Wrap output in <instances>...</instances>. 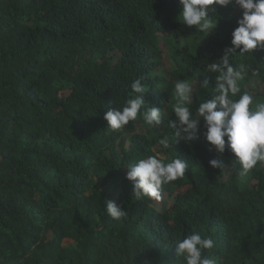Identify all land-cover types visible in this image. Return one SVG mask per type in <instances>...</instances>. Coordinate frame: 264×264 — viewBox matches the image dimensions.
Wrapping results in <instances>:
<instances>
[{"label": "trees", "instance_id": "1", "mask_svg": "<svg viewBox=\"0 0 264 264\" xmlns=\"http://www.w3.org/2000/svg\"><path fill=\"white\" fill-rule=\"evenodd\" d=\"M181 8L179 0H0V264H183L175 240L192 231L215 241L206 255L216 264H264V164L240 181L234 154L209 151L203 123L195 140L158 145L175 132L167 127L174 83L214 86L204 67L231 46L241 17L238 7L216 6L218 26L206 34L175 21ZM160 39L176 67L170 79ZM236 63L248 69L242 93L264 85V49L237 53ZM141 76L148 106L165 119L149 128L138 116L109 131L105 112L121 108ZM210 94L201 90L191 109ZM258 102L264 96L250 107ZM149 155L188 162L159 200L137 199L125 178L128 163ZM211 159L233 167L232 180ZM106 200L126 216L112 219Z\"/></svg>", "mask_w": 264, "mask_h": 264}, {"label": "clouds", "instance_id": "2", "mask_svg": "<svg viewBox=\"0 0 264 264\" xmlns=\"http://www.w3.org/2000/svg\"><path fill=\"white\" fill-rule=\"evenodd\" d=\"M182 11L179 21L189 28L195 27L200 33L210 34L217 26V20L210 13H216V6L241 10L236 27L232 32L231 46L223 51L219 60L207 63L204 71L216 74L214 86L208 78L197 84L195 79H179L174 83V119L167 120V127L175 129L172 137L164 134L158 139L161 150L172 147L174 142L192 141L199 137L200 121L203 120L202 133L210 145L209 151L223 155L226 150L234 154L236 166L234 173L245 177L258 163L264 164V102L255 103L247 91L241 92V81L247 75L244 63L233 64L239 53L253 54L258 48L264 49V0H179ZM258 75V72H253ZM146 77L135 79L130 87L131 98H126L121 108H109L104 114L109 131L121 130L138 116L149 128L159 127L165 119L161 107H149L145 100L148 87L143 83ZM201 90L211 94L201 99L195 111L191 109L193 97H201ZM111 103V102H110ZM227 138V140H225ZM214 169H228L221 159L209 160ZM188 162L179 156L165 162L156 155H149L127 164L126 179L132 182L133 195L140 199L159 200L162 186L176 181L185 175ZM233 169V167L231 168ZM105 211L119 221L126 212L113 200L105 201ZM215 245L210 236H202L192 231L184 238H177L174 244L176 259L183 264H216L214 258L206 255Z\"/></svg>", "mask_w": 264, "mask_h": 264}, {"label": "rangeland", "instance_id": "3", "mask_svg": "<svg viewBox=\"0 0 264 264\" xmlns=\"http://www.w3.org/2000/svg\"><path fill=\"white\" fill-rule=\"evenodd\" d=\"M181 11H182V8H181ZM181 11L177 13V18L175 19L176 22L179 21L178 17H179V14L181 13ZM217 26H218V24H217ZM217 26H216V28H217ZM195 42H196L195 40H190V41H183L182 43L184 46L193 47ZM202 43H203V40L199 44H202ZM159 45L161 47L162 54H163V63H164L163 74L165 75L166 78L170 79V75L176 70V67H175L174 62L171 59L170 49L168 46H166L165 41H163V39H160ZM247 89L251 93V95L254 97V101L257 100L258 96H264V85L260 84L257 81H253ZM194 98H197V97L194 96L193 99ZM200 123H203L202 119H201ZM147 133L148 132H146L142 128L138 127V134H147ZM227 168L228 169H226V171H225V179L227 181H230V180H232L234 173L231 169L232 168L231 166H227ZM235 176H237V178L240 181L245 183L244 180H245V177L248 176V173L245 177H242V178L236 174H235ZM65 247L75 248V247H77V244L73 241H66Z\"/></svg>", "mask_w": 264, "mask_h": 264}]
</instances>
